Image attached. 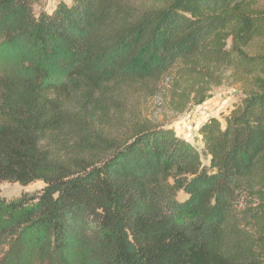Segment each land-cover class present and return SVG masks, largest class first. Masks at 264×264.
Segmentation results:
<instances>
[{
    "label": "trees",
    "instance_id": "trees-1",
    "mask_svg": "<svg viewBox=\"0 0 264 264\" xmlns=\"http://www.w3.org/2000/svg\"><path fill=\"white\" fill-rule=\"evenodd\" d=\"M37 2L0 0V183L44 184L0 195V264H264L263 2ZM168 77L180 110L243 86L201 148L88 119L111 86Z\"/></svg>",
    "mask_w": 264,
    "mask_h": 264
},
{
    "label": "rangeland",
    "instance_id": "rangeland-1",
    "mask_svg": "<svg viewBox=\"0 0 264 264\" xmlns=\"http://www.w3.org/2000/svg\"><path fill=\"white\" fill-rule=\"evenodd\" d=\"M144 2L147 0H135ZM149 1V0H148ZM154 1V0H150ZM264 4V0H261ZM59 2L70 3L71 0H38L35 12H52ZM171 77L163 78L155 85L147 87L139 84L120 83L109 88V92L101 98L95 97L94 106L99 105L89 114L88 119L104 125L103 134L116 137L123 130L128 131L134 123L150 122L164 124L175 129L176 133L194 143L198 148L199 128L212 116L224 121L230 109L242 99L243 86L234 79L226 77L220 86L214 87L211 96L203 104L191 108L188 104L183 110L176 109L171 98L173 90ZM99 100V101H98ZM94 101V100H93ZM79 102H83L79 100ZM187 104V103H186ZM61 148L69 154L75 142L82 139L73 134H60ZM42 182H36L23 187L18 183H0V195L7 198L19 196L24 191H34L43 187ZM184 195L180 194V198Z\"/></svg>",
    "mask_w": 264,
    "mask_h": 264
}]
</instances>
